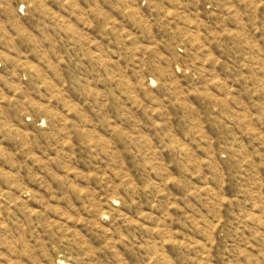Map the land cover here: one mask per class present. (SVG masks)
Returning a JSON list of instances; mask_svg holds the SVG:
<instances>
[{"label": "rangeland", "instance_id": "374dc122", "mask_svg": "<svg viewBox=\"0 0 264 264\" xmlns=\"http://www.w3.org/2000/svg\"><path fill=\"white\" fill-rule=\"evenodd\" d=\"M0 264H264V0H0Z\"/></svg>", "mask_w": 264, "mask_h": 264}]
</instances>
